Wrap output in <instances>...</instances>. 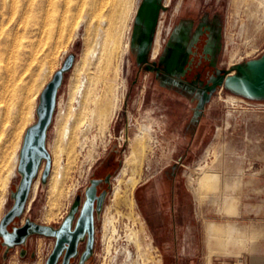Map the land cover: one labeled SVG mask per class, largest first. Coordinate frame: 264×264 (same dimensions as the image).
<instances>
[{"label":"rangeland","instance_id":"1","mask_svg":"<svg viewBox=\"0 0 264 264\" xmlns=\"http://www.w3.org/2000/svg\"><path fill=\"white\" fill-rule=\"evenodd\" d=\"M151 1L157 10L148 23L143 13ZM71 55L46 131L48 175L43 159L38 187L4 225L22 180L17 158L26 131L38 121L43 89ZM263 55L264 0H0V264H46L53 234L35 232L10 246L4 232L28 221L57 229L70 213L75 224L92 179H101L98 192L107 191L95 214L93 253L81 263V242L70 264H171L135 201L131 207L115 198L118 187L124 194L121 171L137 138L144 150L132 199L139 182L175 170L198 223H223L209 236L210 264H241L260 237L255 219L264 213V98L240 94L225 79L210 81ZM180 80L213 84L207 131L186 159L183 133L167 122L187 92ZM209 169L219 172L212 189L201 181ZM239 205L251 206V228L247 219L230 221Z\"/></svg>","mask_w":264,"mask_h":264},{"label":"crops","instance_id":"2","mask_svg":"<svg viewBox=\"0 0 264 264\" xmlns=\"http://www.w3.org/2000/svg\"><path fill=\"white\" fill-rule=\"evenodd\" d=\"M180 83H184L187 92L179 99L181 100L179 107L168 110L167 122L170 131L183 133L185 141L183 157L186 159L194 155V148L207 131L206 104L211 99V94H207L197 82L180 80ZM259 164L264 169V157ZM178 175L179 173L175 170L166 171L152 181L139 182L133 193L135 204L164 259L170 260L171 264H210L209 236H215L219 231V224L223 223L217 221L198 223V213L194 217L190 210L188 198L190 193H188L186 182L183 183ZM261 179L264 180V173ZM250 208L251 206L239 205L237 217L233 214L230 221L237 223V219L242 218L251 222L252 218L248 216L251 213ZM201 213L200 210V216ZM255 221L259 226L260 237L252 251L243 255L244 264H264V213ZM251 223L248 224V228L255 225L253 224L255 222ZM231 232L232 230L229 233ZM213 241L211 240V243ZM211 260H214V256Z\"/></svg>","mask_w":264,"mask_h":264},{"label":"water","instance_id":"3","mask_svg":"<svg viewBox=\"0 0 264 264\" xmlns=\"http://www.w3.org/2000/svg\"><path fill=\"white\" fill-rule=\"evenodd\" d=\"M72 56L54 74L41 93L40 104L37 108L38 121L27 129L24 146L20 153L19 168L22 172V180L15 193L16 203L6 215L4 225L23 210L32 189L33 180L38 173L43 159L47 160L44 178L48 175L51 154L47 146H45L46 131H48L53 121L58 89L62 84L64 72L72 65ZM247 63H249L251 74L248 73L245 77H232L229 82L226 80V76H221L214 81L213 86L222 83L225 79L227 87L240 94L255 98L264 96V55ZM243 66L242 64L237 65V71H242L244 69ZM100 182L101 179H92L91 184L86 188L85 199L79 210L75 224H73L75 219L74 214L70 213L63 224L55 230L56 232L52 233L56 241L46 264H70L71 259L79 255V245L84 241L86 242V248L81 254V263L92 255L94 248L93 241H95V214L102 210L107 195L106 190L100 194L98 193V184ZM35 232L47 233L46 226L28 221L26 224L20 226V228H15L12 232L5 231L4 238L7 244L13 246L14 244L24 243L27 237Z\"/></svg>","mask_w":264,"mask_h":264},{"label":"bare ground","instance_id":"4","mask_svg":"<svg viewBox=\"0 0 264 264\" xmlns=\"http://www.w3.org/2000/svg\"><path fill=\"white\" fill-rule=\"evenodd\" d=\"M156 10H157L156 4L153 1H151V3L149 4V6H147L145 12L143 13L148 23H151L152 22V19H153L154 15H156ZM141 52H142V54H144V51H141ZM95 53L96 52L93 53V56L96 55ZM243 67H244V69L242 71H236L235 73L232 72L231 74L227 75L226 76V80L229 82L232 77H245L246 74H248V73L251 74V69H250L249 63L245 64ZM84 88H85V83L84 84L82 83L81 87L79 88V92H80V98L78 99L79 102L77 101L79 104L82 103V97H83ZM257 98H264V96H260V97H257ZM65 131H66V129H65ZM46 145H47V143H46ZM47 149H48V146H47ZM143 150H144V144L141 142V139L140 138H137L136 141H135V143L132 145V149H131L130 154H128L126 156L125 160H124V165H123V168H122V171H121V174L123 176L128 177L127 180H126V182H125V191L123 192L124 193L123 196L121 195V191L119 190V187L115 190V198L117 199V201L118 202H125L127 205H129L131 207L134 204V200L132 199V196H130L129 192H130V189H133L135 187V185H136V183L138 181L133 174H134V171L136 169V163H137L139 157L143 154ZM20 159H21V154L19 153V156L17 158V161H18L17 171H18V165L20 163V161H19ZM53 172H55V170ZM218 173L219 172L217 170H215V169L206 170V172L204 173V176L202 177V180H201L203 182V185L206 188H208V189H212L214 187V185H216V180L218 178ZM62 177H63V170H62L61 165H59V167H58V169L56 171V178L57 179H62ZM35 180H36V178H35ZM35 180L32 183V187H31L33 189V191L38 187V180H36V181ZM120 181H123V179H121ZM32 189H31V191H32ZM1 190H2V186H1ZM77 204H78V201L74 205V211H75V206ZM46 230H47V233L48 234H52V233H55L56 232L55 231L56 228L51 227V226H46ZM214 230H216V229L214 228ZM130 253L131 252H129V255L132 254V253L131 254Z\"/></svg>","mask_w":264,"mask_h":264},{"label":"flooded vegetation","instance_id":"5","mask_svg":"<svg viewBox=\"0 0 264 264\" xmlns=\"http://www.w3.org/2000/svg\"><path fill=\"white\" fill-rule=\"evenodd\" d=\"M210 82H212L214 84V81H210ZM212 85L209 84V85H206V86H202L205 89V91H206L207 94L210 93ZM102 191L103 190L99 191L98 193L100 194Z\"/></svg>","mask_w":264,"mask_h":264},{"label":"built area","instance_id":"6","mask_svg":"<svg viewBox=\"0 0 264 264\" xmlns=\"http://www.w3.org/2000/svg\"><path fill=\"white\" fill-rule=\"evenodd\" d=\"M241 264H244L243 262Z\"/></svg>","mask_w":264,"mask_h":264}]
</instances>
